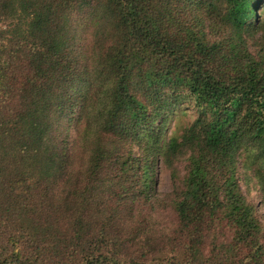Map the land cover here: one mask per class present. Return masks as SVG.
<instances>
[{"label":"trees","instance_id":"16d2710c","mask_svg":"<svg viewBox=\"0 0 264 264\" xmlns=\"http://www.w3.org/2000/svg\"><path fill=\"white\" fill-rule=\"evenodd\" d=\"M193 1L0 0V264H264L237 177L264 200V0ZM188 151L169 228L157 173Z\"/></svg>","mask_w":264,"mask_h":264},{"label":"rangeland","instance_id":"374dc122","mask_svg":"<svg viewBox=\"0 0 264 264\" xmlns=\"http://www.w3.org/2000/svg\"><path fill=\"white\" fill-rule=\"evenodd\" d=\"M191 7L195 8V11L190 14H198L201 15L200 9L197 7V4L195 3V0L193 1V4L190 5ZM186 9V8H181ZM260 13L264 15V4L262 9H260ZM225 15V6L220 5L218 12L214 13L212 16V20H210L211 24L215 28H219V30L213 31L212 33L218 32L220 36L230 35L231 29L225 27L224 22L221 20V17H224ZM9 21L6 20L5 22H0V28L7 29L8 28ZM213 27H208V29H212ZM92 31L88 32L84 35L83 42H90V48H91V42L97 41L98 36L95 38L93 34H91ZM94 33V32H93ZM10 38V37H9ZM244 38L247 40V43L249 45V50L254 55H260L263 52V32L257 31V32H251L244 34ZM8 41V40H5ZM1 44V42H0ZM8 45V44H6ZM99 51H97L98 54ZM4 59L0 60V64L4 65ZM19 87V86H18ZM17 87V88H18ZM17 99V98H16ZM198 118V113L196 110V107L193 103H185L181 106L179 110H176V113L172 119V123L170 124V127L165 135V140H168L171 135L176 132V136H181L183 132L187 130ZM76 135V134H75ZM74 135V137H75ZM191 152L188 151L185 154V157L175 159L171 166L161 164L160 168L158 169L157 173V179H158V189L161 194V199H163L165 202L157 209L160 210V212H163L157 222L162 225H168L169 228L172 227L174 223L173 215L170 211L171 209L167 206L169 201L172 199L174 193L179 195L180 190L183 188V180L185 177H187L189 171H190V164L188 161V156H190ZM257 164L254 165V168ZM253 171H251L248 175L245 174V172L241 169L240 163L238 165V171H237V177L239 179V183L242 189V192L245 194V196L248 198L249 201L254 203V205L257 208V216L259 220L264 224V200L261 193V189L258 185V182L256 178L253 175ZM168 208V210H167ZM166 210V211H165Z\"/></svg>","mask_w":264,"mask_h":264}]
</instances>
